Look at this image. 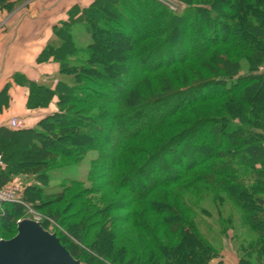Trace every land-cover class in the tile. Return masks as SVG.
<instances>
[{
  "label": "trees",
  "instance_id": "16d2710c",
  "mask_svg": "<svg viewBox=\"0 0 264 264\" xmlns=\"http://www.w3.org/2000/svg\"><path fill=\"white\" fill-rule=\"evenodd\" d=\"M170 1L175 8L163 0H93L61 21L58 38L40 56L59 64L60 79L52 85L30 83L31 104L54 103V109L33 125L14 127L9 120L0 126V188L14 182L22 189L21 201L0 208V229L13 227L8 238L16 235L25 218L17 215L27 204L46 207V215L63 221L60 209L49 205L66 201L86 180L70 179L53 189L46 185L49 171L78 164L94 149L98 155L91 159L89 179L105 178L129 192L134 203L149 200L156 188L182 187L159 194L174 209L180 204L185 209L181 221L168 225L175 237L164 239L157 230L142 250H133L130 264H190L194 257L193 264H222L228 249L239 264H264V102L258 100L264 92V0ZM218 3L235 13L221 12ZM249 5L254 10L248 16L236 14ZM0 7L11 3L0 0ZM80 21L92 37L87 45L78 44L72 32ZM110 29L129 41L123 56L137 60L135 72L126 67L115 76L93 67L98 49L106 46L101 34ZM221 48L228 51L222 54ZM241 60L247 67L241 68ZM179 65L187 70L178 72ZM216 102L220 114L198 117L193 109ZM188 112L197 117H187ZM15 137L29 140L34 160L6 152L3 144ZM70 158L75 160L67 162ZM109 207L83 208L81 230ZM154 210L159 209L151 203L143 212H131V224L148 233L146 214ZM174 214H179L177 207ZM185 226L193 230L194 242L183 234ZM1 230L0 237L7 239ZM53 232L76 259L90 264L59 229ZM94 243L85 246L93 250Z\"/></svg>",
  "mask_w": 264,
  "mask_h": 264
},
{
  "label": "rangeland",
  "instance_id": "374dc122",
  "mask_svg": "<svg viewBox=\"0 0 264 264\" xmlns=\"http://www.w3.org/2000/svg\"><path fill=\"white\" fill-rule=\"evenodd\" d=\"M189 1L194 3L208 2V0ZM218 7H220L221 12L235 13V11L223 8L219 3ZM120 10H123V8ZM252 10H254L253 6L249 5L246 10L238 11L236 12V14L241 15L242 12H245V16H248ZM256 11H258L257 14H261L258 9ZM97 12H104L107 16H112V18L120 19V16L112 15L111 13H109V11H105L103 9H100V11ZM106 26L109 25L106 24ZM72 32L74 34L76 42L80 45H87L92 40L89 30L86 28V25L82 21L74 24ZM101 36L104 37L103 44L106 46L104 48L98 49V56H96L95 58L97 59V61L93 64V67L95 69H100L103 72H111L115 74V76H120L121 71L125 72L126 67H129V70L131 69V72H135L138 66L137 60L133 62L132 60L127 61V58L123 56L128 52L127 46L129 41L126 39H122L124 38L123 35L116 34L111 29L102 32ZM179 43L180 41L177 42V44ZM196 50H193V52H195ZM224 50L228 51V49L226 48L219 49L222 54H224ZM230 55H232L231 52ZM98 59H100V61ZM109 63L112 64L111 67H109ZM240 63L241 68H245L248 65L247 60H241ZM176 69L178 72L187 70L183 65L176 66ZM89 74L93 78L101 80L99 74L98 76L97 73ZM87 89H89V87L86 86L84 90ZM258 100L264 102V92L260 93ZM218 103H203L197 105V107H193V109L195 110V113H198V117L208 114H220L222 113V110ZM81 108H83V106H76L75 110ZM190 112L187 113V117H189V115L190 117L196 116V114L194 113V115H191ZM105 126V129L109 128V123L105 122ZM121 127L122 126H116V131H121ZM111 128H113V126ZM60 131V129L55 128L54 132ZM85 142V144L91 143L90 140ZM3 147L6 148L5 150L7 153H14L15 159L19 156L28 158L27 160L32 159L29 153V148L31 147V145L26 137H15V139L4 143ZM97 155V150L91 149L84 154L83 158L80 157L83 161H80L78 159L80 163L58 169H52L49 171L50 181H48L46 185L48 187H52L53 189L59 188L62 185L69 184L70 179L86 180L85 185L75 187L67 194L66 201L60 203L59 205L48 204L50 206L49 208H53L55 206L60 209V215L63 218V221H57L53 217L46 215V207L39 209L32 206L31 204H27V208L22 210L21 213L17 215V217L33 218L41 215L42 217L40 216V220L44 222L48 230L53 232L55 229H59L61 233L65 235V242L68 243L71 248L79 251V256L90 264H130L129 261L133 257L134 253L133 250H142L149 239L156 234L157 230H160L161 236H164V239H171L175 237L174 235H172L173 232H170V228L168 225L175 223L178 220L181 221V215H184L185 209L181 204L179 206L176 205L179 214H174L176 207L174 209L173 206L175 204H171L167 199H163V197L159 194L169 190L170 192L177 193V191L180 192L179 190L182 187H180L181 185H174L171 188H156V194L151 195L149 197V200L142 202L137 201L136 203H134L129 192H126L122 189H117L114 185L106 182L105 178H101L100 176L95 178L93 181L89 179L88 174L91 159L97 157ZM74 160V158H70L66 161L72 162ZM166 173L167 172H165L164 175ZM151 203L156 205L160 211L154 210L151 212H147V220L151 225V230H148V233H143L141 229L136 228L131 224L129 217L131 212L133 211L143 212L146 205ZM107 205H109L110 207L107 211H101L100 216H97V218L95 219V223H93V220L88 221V227L81 230V228L79 227L81 224L79 214H81V210H83V208L87 209V211H91L94 209L101 210L105 209V206ZM162 210L163 212H161ZM164 211L167 212L166 217L164 215ZM69 226L77 231V233L80 235V239L77 238L74 232L71 231ZM157 227L159 229H157ZM12 230L13 227L5 226L4 229L1 230L2 236L9 239L8 237L12 236ZM192 231L193 230L186 229V226L183 231V234L185 236H188L191 242L193 241ZM91 242H95L92 245L93 250L90 248H86L85 246V243L89 244ZM191 242L190 244L195 247L196 243L192 244ZM194 258L195 259L190 261V264H193V262L197 260L196 257ZM185 260L187 261V257H185Z\"/></svg>",
  "mask_w": 264,
  "mask_h": 264
},
{
  "label": "crops",
  "instance_id": "0c3cea01",
  "mask_svg": "<svg viewBox=\"0 0 264 264\" xmlns=\"http://www.w3.org/2000/svg\"><path fill=\"white\" fill-rule=\"evenodd\" d=\"M11 7H0V126L17 117L35 124L54 109L31 104L30 83L55 84L60 79L59 64L40 60L51 41L58 38L61 21L72 10H82L93 0H9ZM222 264H239L233 250L224 253Z\"/></svg>",
  "mask_w": 264,
  "mask_h": 264
},
{
  "label": "water",
  "instance_id": "95a60500",
  "mask_svg": "<svg viewBox=\"0 0 264 264\" xmlns=\"http://www.w3.org/2000/svg\"><path fill=\"white\" fill-rule=\"evenodd\" d=\"M0 264H87L76 259L56 232L24 218L12 238H0Z\"/></svg>",
  "mask_w": 264,
  "mask_h": 264
},
{
  "label": "built area",
  "instance_id": "2783aa9c",
  "mask_svg": "<svg viewBox=\"0 0 264 264\" xmlns=\"http://www.w3.org/2000/svg\"><path fill=\"white\" fill-rule=\"evenodd\" d=\"M166 1L168 4H170L173 8H175V5L170 0H163ZM10 124L14 127H22V121L19 120L17 117H12L10 119ZM4 165V157L3 154L0 153V166ZM21 186L17 183L10 182L6 184L4 187L0 188V208L2 207L4 202L7 201H21L20 200V193H21ZM40 216L33 217V219L40 221ZM42 217V216H41Z\"/></svg>",
  "mask_w": 264,
  "mask_h": 264
}]
</instances>
